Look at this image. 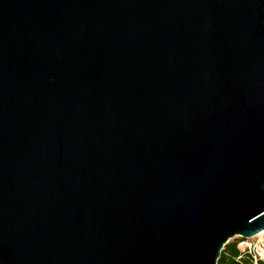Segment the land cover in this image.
<instances>
[{"label":"water","instance_id":"95a60500","mask_svg":"<svg viewBox=\"0 0 264 264\" xmlns=\"http://www.w3.org/2000/svg\"><path fill=\"white\" fill-rule=\"evenodd\" d=\"M264 231V0H0V264H217Z\"/></svg>","mask_w":264,"mask_h":264},{"label":"trees","instance_id":"16d2710c","mask_svg":"<svg viewBox=\"0 0 264 264\" xmlns=\"http://www.w3.org/2000/svg\"><path fill=\"white\" fill-rule=\"evenodd\" d=\"M238 241L239 239L234 238L223 246L217 264H256L245 251L238 247Z\"/></svg>","mask_w":264,"mask_h":264},{"label":"built area","instance_id":"2783aa9c","mask_svg":"<svg viewBox=\"0 0 264 264\" xmlns=\"http://www.w3.org/2000/svg\"><path fill=\"white\" fill-rule=\"evenodd\" d=\"M239 239L238 247L245 251L254 263H264V231L248 239Z\"/></svg>","mask_w":264,"mask_h":264},{"label":"rangeland","instance_id":"374dc122","mask_svg":"<svg viewBox=\"0 0 264 264\" xmlns=\"http://www.w3.org/2000/svg\"><path fill=\"white\" fill-rule=\"evenodd\" d=\"M261 233V232H260ZM232 239H234V238H232ZM231 240V239H230Z\"/></svg>","mask_w":264,"mask_h":264}]
</instances>
